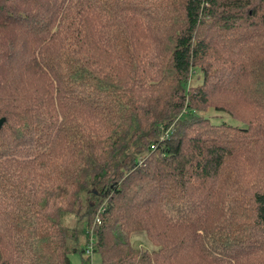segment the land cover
<instances>
[{
  "label": "trees",
  "instance_id": "1",
  "mask_svg": "<svg viewBox=\"0 0 264 264\" xmlns=\"http://www.w3.org/2000/svg\"><path fill=\"white\" fill-rule=\"evenodd\" d=\"M0 118V264H264V0H0Z\"/></svg>",
  "mask_w": 264,
  "mask_h": 264
},
{
  "label": "rangeland",
  "instance_id": "2",
  "mask_svg": "<svg viewBox=\"0 0 264 264\" xmlns=\"http://www.w3.org/2000/svg\"><path fill=\"white\" fill-rule=\"evenodd\" d=\"M191 84H196L198 82V79L196 77V73L193 74L191 76ZM224 99V101L229 105L228 107H231L230 110H232L233 112H236V113H243L244 112V109H245V112L244 114L246 113V110L250 111V108L246 107L245 105L243 104H240L237 105V102L235 103V99L232 98L229 94H219V96H217L216 98V101L219 99V98H222ZM214 109H208V111L206 112V115L207 116H210L211 117V120L216 122V123H220V121H229V122H232L231 119H229V117L226 115V113L224 112H215L213 111ZM233 123V122H232ZM253 135V133L251 134V136ZM258 158H260V160L258 161H255L253 160L251 163H250V166H249V170L248 171H255L257 174L260 173V171H264L263 169V165H264V144H263V148H262V151L261 153L258 155ZM230 164H233L236 166L237 163H239L238 161V157H235V159H232L229 161ZM257 162L258 163H261L260 166H257ZM262 174V173H261ZM75 220V218L73 216H70L68 219H67V223L68 224H71L72 225V222ZM81 225V224H80ZM78 241H77V249H81L83 247L86 246V241H87V238H85V235H84V232H80L79 235H78ZM132 240L135 242L136 246L138 247H141V248H148V249H151L152 248V245L150 244L149 240L147 239V236H145L144 232H138V233H133L132 234ZM83 256H89V261L87 264H102L101 263V256L98 252L96 253H88V254H83ZM69 264H82V255H80V252H73L69 255Z\"/></svg>",
  "mask_w": 264,
  "mask_h": 264
},
{
  "label": "water",
  "instance_id": "3",
  "mask_svg": "<svg viewBox=\"0 0 264 264\" xmlns=\"http://www.w3.org/2000/svg\"><path fill=\"white\" fill-rule=\"evenodd\" d=\"M4 118H0V127H1V124L4 122Z\"/></svg>",
  "mask_w": 264,
  "mask_h": 264
}]
</instances>
